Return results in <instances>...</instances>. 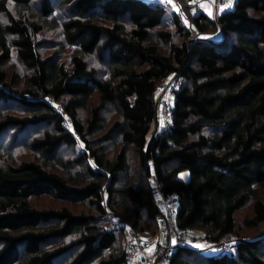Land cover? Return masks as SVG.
<instances>
[{"label": "trees", "instance_id": "1", "mask_svg": "<svg viewBox=\"0 0 264 264\" xmlns=\"http://www.w3.org/2000/svg\"><path fill=\"white\" fill-rule=\"evenodd\" d=\"M166 4L0 0V264H126L129 229L159 231L157 184L177 196L179 228L235 237V251L178 247L169 264H264V230L242 232L264 226V0L195 8L188 23ZM174 74L159 128L158 87ZM100 131L119 137L115 155L93 146Z\"/></svg>", "mask_w": 264, "mask_h": 264}, {"label": "built area", "instance_id": "2", "mask_svg": "<svg viewBox=\"0 0 264 264\" xmlns=\"http://www.w3.org/2000/svg\"><path fill=\"white\" fill-rule=\"evenodd\" d=\"M177 3L182 9L183 2L181 0H163ZM236 0H217L210 3L212 15L219 7H226L229 4H234ZM182 14V13H180ZM181 85V79L178 76L171 75L163 80L158 87V108L161 111L166 109L170 115L172 102L166 100V94ZM50 103L61 112V106L55 104V101L49 99ZM64 126L72 127V120L69 116L65 117ZM154 191L157 195V202L162 208V217L160 219V229L163 234V239L152 240L145 234L129 229L130 246L126 254V264H169L170 257L178 247H188L196 250H207L209 252H217L227 249L231 246V242L235 237L229 233L217 243H209L205 238H192L189 230L179 228L176 225L177 211L174 205L178 199L176 195L166 196L162 193L159 185L154 186Z\"/></svg>", "mask_w": 264, "mask_h": 264}, {"label": "rangeland", "instance_id": "3", "mask_svg": "<svg viewBox=\"0 0 264 264\" xmlns=\"http://www.w3.org/2000/svg\"><path fill=\"white\" fill-rule=\"evenodd\" d=\"M182 2H183V4H182V7H183V9L177 4V3H175V2H177V1H175V2H169V4H166L167 5V15L168 16H172L175 12H179V13H182V14H184L183 16H184V18H185V22L186 23H188L189 22V13L191 12V11H193L192 9H197V8H202V9H205V7L202 5V1L203 0H193V1H191V0H181ZM206 1H208L209 2V5H208V8H207V11L209 12V13H212V9L210 8V3L211 2H216L217 0H206ZM186 2V3H185ZM187 7V8H186ZM230 7V6H229ZM228 7V8H229ZM195 9V10H196ZM190 10V11H189ZM216 12V10L214 11V13ZM192 13V12H191ZM206 35V34H205ZM63 60H65V61H67L66 62V64L67 65H69L70 66V59H69V52H67L66 54H65V56L62 58ZM61 59V60H62ZM165 99L166 100H169L170 102H174V100H175V94H174V92H172V91H170V92H168L167 94H166V97H165ZM16 103H19V102H16ZM10 104H12V103H10ZM15 104V103H14ZM55 104H57L56 102H55ZM57 105H60V104H57ZM13 106H15V105H13ZM61 106V105H60ZM61 110H62V107H61ZM89 109H82L81 111H80V114L82 115V117H87V115H88V113H89V111H88ZM164 112V113H163ZM104 114V117L106 118V120H107V123H111L114 119H115V117H116V114H115V111H113L112 110V108H110V107H107L105 110H104V112H103ZM163 113V114H162ZM168 113V111L166 110V109H163V111H161V113H160V115H159V128H163L166 124H168L170 121L169 120H167V119H169L168 118V115H169V113ZM162 117V118H161ZM164 117V118H163ZM166 118V119H165ZM101 133H104V131H100V132H95V133H91L88 137L90 138V140H91V142H92V144H93V146H99L100 145V143L101 142H98V140H99V137H100V135H101ZM103 143V144H102ZM101 143V145H102V147L105 149V151H106V153L108 154V155H112V154H116L117 152H118V150H119V148H120V146H121V141H120V139H119V137H116V139L115 140H112V141H107V142H102ZM83 147H84V144L82 143V142H80L79 144H77V146H76V148H75V152L74 151H72V152H70V151H68V152H66L65 154H64V157L66 158V159H71L72 157H74L75 155H77V154H80V153H82V149H83ZM28 154H26V156H27ZM25 157V156H24ZM133 168H134V170H135V172L134 173H137V169H140L139 168V166H138V163H137V160H136V158H135V160L134 161H132V165H131ZM76 170H78V169H75V171ZM179 176H180V178L181 179H183V180H188L189 179V177H190V172H189V170H183L182 172H180V174H179ZM38 204L40 205V206H47V205H52V204H54V205H56V206H58V205H60V203L59 202H52V200L50 199V198H48V197H46V198H42L41 200H39L38 201ZM174 209H175V211H178V203H176L175 205H174ZM251 211H252V207H251V205H249V206H247V207H245V208H243L242 210H240L238 213H237V217H238V219L239 220H242L243 221V219L248 215V214H250L251 213ZM111 221V220H110ZM123 221L122 220H117V223H122ZM108 225L110 226V227H112L113 225H114V223H113V221H111L110 223H108ZM262 229L264 230V226H262V228H260V229H258V230H253V229H246V228H244V229H242V232L244 233V234H246V235H254V234H260L261 232H262ZM194 231L193 230H189V233H190V236L193 238L194 236L192 235V233H193ZM143 234H145L146 236H148L150 239H152V240H158V239H163V234H162V231H161V229L159 228V231L158 232H156L155 234H152L151 232H146V233H143ZM198 234H202V233H198ZM128 237H130V235H129V232H128ZM201 237H203L202 235H199V236H197V237H195V238H200L201 239ZM234 243V241L233 242H231V247L230 248H227V249H223V250H220V251H218V253H223L224 251L225 252H231V251H235V244H233Z\"/></svg>", "mask_w": 264, "mask_h": 264}, {"label": "crops", "instance_id": "4", "mask_svg": "<svg viewBox=\"0 0 264 264\" xmlns=\"http://www.w3.org/2000/svg\"><path fill=\"white\" fill-rule=\"evenodd\" d=\"M191 1H193V0H191ZM202 5L205 7V9H207L208 8V5H209V2L208 1H206V0H203L202 2ZM230 6V7H229ZM233 5L232 4H229V5H227L226 7H219L218 8V11H221V10H225V9H228V7L229 8H231ZM164 113V112H163ZM162 113V114H163ZM168 114V113H167ZM162 118V117H161ZM164 118V117H163ZM168 118L169 119H167V120H170V115H168ZM166 119V118H165Z\"/></svg>", "mask_w": 264, "mask_h": 264}]
</instances>
